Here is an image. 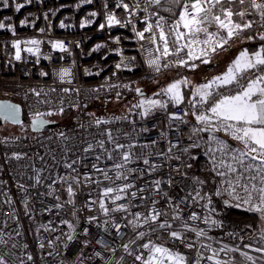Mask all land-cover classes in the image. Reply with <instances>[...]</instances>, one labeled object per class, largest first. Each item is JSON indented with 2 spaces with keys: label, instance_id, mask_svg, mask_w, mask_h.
Here are the masks:
<instances>
[{
  "label": "built area",
  "instance_id": "2783aa9c",
  "mask_svg": "<svg viewBox=\"0 0 264 264\" xmlns=\"http://www.w3.org/2000/svg\"><path fill=\"white\" fill-rule=\"evenodd\" d=\"M161 1L0 0V100L27 125L74 111L69 126L0 134V264H158L145 262L153 247L183 264H264V160L200 132L225 101L254 87L249 102L264 101V45L158 115L88 111L194 68ZM220 1L244 2L239 21L264 42V0H183V15Z\"/></svg>",
  "mask_w": 264,
  "mask_h": 264
},
{
  "label": "rangeland",
  "instance_id": "374dc122",
  "mask_svg": "<svg viewBox=\"0 0 264 264\" xmlns=\"http://www.w3.org/2000/svg\"><path fill=\"white\" fill-rule=\"evenodd\" d=\"M220 6L221 4L216 5L197 19H189L181 14L176 21L178 38L182 45L190 50L195 60V66L197 64L196 68L194 66L191 70V73L178 76L179 81L172 85L169 81L173 73L172 70L176 69H169L170 72L168 70L163 72L159 80L137 84V87L143 88V92L147 94L146 96L137 97L134 94L129 95L128 98L115 97L106 102H99L98 107H92L88 110L89 113L93 117H125L132 111L144 115H153L171 105L179 104L183 92H191V89L193 92L196 91L200 85L198 84L199 78L201 79L202 73H205L203 67L206 64L227 60L230 53L234 54L239 48L246 47L242 44L247 40L251 44L253 43L250 32L247 31L248 29L241 25L239 21H236L231 12L221 15L216 13L219 11L216 9ZM211 23L216 25L214 30L210 27ZM240 34H244L245 37L237 39ZM248 54L256 56L257 60L254 59L253 63H249L248 59H244L241 62L242 66L240 65L239 70L235 72L239 73L259 61V51L250 49ZM248 64L250 65L247 66ZM231 76H225L221 80L210 78L205 86L206 92L219 82L231 80ZM200 93L197 92L192 95L199 96ZM251 96V93H247L234 100L223 102L217 109L216 122L211 124L215 133L203 136L211 141L233 143L239 146L243 152L264 160V101L250 103ZM59 116L60 114H56L54 117ZM29 132L34 134L26 123L21 126L0 123V134L23 135L29 134ZM172 259L175 260L174 264H183L182 256L153 247L150 248L145 262L168 264Z\"/></svg>",
  "mask_w": 264,
  "mask_h": 264
},
{
  "label": "trees",
  "instance_id": "16d2710c",
  "mask_svg": "<svg viewBox=\"0 0 264 264\" xmlns=\"http://www.w3.org/2000/svg\"><path fill=\"white\" fill-rule=\"evenodd\" d=\"M244 6H245V3L242 2V1L232 2V3L223 2L221 4V6L216 9V10H219L216 13L218 15H221V14H226L227 12H231L233 17L235 18V20L239 21L238 15L235 14V12H238V10L241 9L242 7H244ZM157 9H158V11L167 14L171 18V20H173L176 23L177 19L181 16V14H183V0H162L158 4ZM247 31L250 32V35H251V37L253 39V43L251 44L249 42V40H247L246 42H244L242 44V46H246L248 51L250 49H252L253 51H259L260 52L262 46L264 45V42L261 39L257 38L255 36V34L251 30H247ZM244 33H246V31H244ZM244 37H245V35L241 34L240 36L237 37V39H239V38L243 39ZM246 37H248V36H246ZM189 72L191 73V71L179 70V71L176 72V74H177V77H178L180 75L183 76L184 74H188ZM189 93H190V91H187L188 95H189ZM132 94H133V92L129 93V95H132ZM98 104H99V102L94 103L91 106V108L92 107H98ZM171 106H169V107H171ZM162 111H159V112L157 111L152 116L158 115ZM73 114H74L73 110H67V111L61 113L59 117H57V118L56 117H51L50 119H54V120L59 121L60 122V128H61V127H64V126L71 125V123H72L71 119H72ZM29 134H30V132H29Z\"/></svg>",
  "mask_w": 264,
  "mask_h": 264
},
{
  "label": "crops",
  "instance_id": "0c3cea01",
  "mask_svg": "<svg viewBox=\"0 0 264 264\" xmlns=\"http://www.w3.org/2000/svg\"><path fill=\"white\" fill-rule=\"evenodd\" d=\"M223 2H225V1H220L218 3V5L222 4ZM231 49H233V48H231ZM244 59H248L249 63H253L255 60H257V57L251 56L250 54H248L247 47H242V48H239V50L236 53H234V54L230 53L229 58L225 61L221 60V61H216V63H214V64H213V62H211V64H206L203 67L205 73H202L203 75H202L201 79L199 78L200 83L198 82V84H200V85L198 86L197 90L193 92L191 89V92L189 93V95L187 94V92H185V93L183 92V96H182V98H180L179 104L186 103V101L189 99L190 95L195 94L197 92H201L199 94V96H205L207 94V92L205 90V86L208 83V80L210 78L212 80H219V79L221 80V79H224L223 77H225V76L227 77L228 75H232L231 77L233 78L235 73H237L235 71L239 70L238 67H240L241 62H243ZM258 60H259V58H258ZM249 65L250 64H248L247 66H249ZM196 66H197V64H196ZM196 66H195V68H196ZM167 70H168V72H170L169 69H165L164 72ZM172 71H173V73L172 74L170 73L171 78H170L169 82L172 85H174L175 82L179 81V79H178L177 74H176L177 71L176 70H172ZM189 71H191V70H189ZM259 92H260V88L254 87V88L250 89L248 93H251L252 95H254V94L259 93ZM229 101H231V100H229ZM167 108H169V107H167ZM145 116H152V115H145Z\"/></svg>",
  "mask_w": 264,
  "mask_h": 264
},
{
  "label": "water",
  "instance_id": "95a60500",
  "mask_svg": "<svg viewBox=\"0 0 264 264\" xmlns=\"http://www.w3.org/2000/svg\"><path fill=\"white\" fill-rule=\"evenodd\" d=\"M141 90V89H140ZM147 94L145 92H137V97H144ZM0 123H9L13 126H21L27 123L26 118L23 115L22 108L19 104L13 103L6 99L0 100ZM28 126L31 132L39 133L49 129L58 128L60 122L54 119L38 117L33 118L28 122ZM202 135L208 133H215L213 129L201 128Z\"/></svg>",
  "mask_w": 264,
  "mask_h": 264
},
{
  "label": "flooded vegetation",
  "instance_id": "af4514ba",
  "mask_svg": "<svg viewBox=\"0 0 264 264\" xmlns=\"http://www.w3.org/2000/svg\"><path fill=\"white\" fill-rule=\"evenodd\" d=\"M132 92H133V94L137 95V92H143V88H141V87L134 88V90H132Z\"/></svg>",
  "mask_w": 264,
  "mask_h": 264
}]
</instances>
